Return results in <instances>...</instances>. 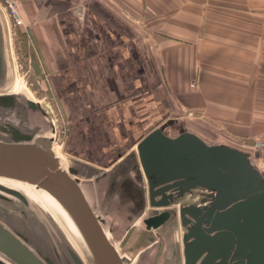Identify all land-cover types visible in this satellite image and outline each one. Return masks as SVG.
Listing matches in <instances>:
<instances>
[{"label": "crops", "instance_id": "crops-1", "mask_svg": "<svg viewBox=\"0 0 264 264\" xmlns=\"http://www.w3.org/2000/svg\"><path fill=\"white\" fill-rule=\"evenodd\" d=\"M18 11L65 113L67 170L97 214L135 216L110 239L137 264H153L161 240L120 184L145 180L137 146L154 129L245 137L264 175V0H18Z\"/></svg>", "mask_w": 264, "mask_h": 264}, {"label": "water", "instance_id": "water-1", "mask_svg": "<svg viewBox=\"0 0 264 264\" xmlns=\"http://www.w3.org/2000/svg\"><path fill=\"white\" fill-rule=\"evenodd\" d=\"M1 18L0 14V86L7 72ZM16 105V94L0 93V177L34 184L58 200L78 227L94 264H127L80 180L61 166L53 150L55 127L53 136L48 137L7 121ZM27 105L32 110L39 107L32 99ZM4 111L9 114L4 115ZM137 149L139 172L144 173L142 183L146 185L139 186L130 177L127 180L144 192L143 200L132 199L139 207L144 208L149 201L151 207L170 208L178 191L194 194L202 188L211 192L210 199H201L209 202V207L201 209L194 203L180 206L179 216L187 228L183 237L185 264L199 260L200 264H264V175L245 151L226 144H208L190 131L172 137L162 127L146 135ZM133 168L138 170L135 165L128 169ZM0 189L25 201L18 190ZM177 214L165 209L143 222L147 230L160 231ZM21 238L25 237L0 223V251L19 264H56L51 254L28 246ZM70 253L75 264H84L76 252Z\"/></svg>", "mask_w": 264, "mask_h": 264}, {"label": "rangeland", "instance_id": "rangeland-1", "mask_svg": "<svg viewBox=\"0 0 264 264\" xmlns=\"http://www.w3.org/2000/svg\"><path fill=\"white\" fill-rule=\"evenodd\" d=\"M0 14L4 18L8 15L1 0ZM8 19L10 22V32L16 59L18 78V88L16 92L20 91L21 93L16 94L17 105L14 113L9 116L10 118L7 121L16 125L21 124L23 129L34 130L39 135H50V133H52V127L54 126L55 129H57V133H55V146L59 150L60 155L66 159L67 155L64 147L67 136V123L63 107L52 94L48 80L46 76H44V72L41 71V73H39L34 70L32 57L29 56L26 60L24 59V52L20 50L21 43L18 41L16 29L18 27L13 25L11 18L8 17ZM5 30L7 31V29ZM11 91H14L13 87L11 84L8 85L7 82L0 86V93H10ZM29 99L39 102L37 110H32L27 105V100ZM7 113L6 111L3 112L4 115ZM3 119H5V117ZM222 131L224 132V130ZM225 133L226 135L222 133L216 135V137L206 138V141L208 144H226L242 149L249 155L251 162L256 165L254 153L255 149L259 148L257 152L261 154V145L254 147L255 145L248 142L245 137L234 135L229 131ZM0 134V137H2V133ZM262 168H264V166ZM141 185H146V183H141ZM2 186L18 190L20 193L23 191L29 198L39 201L50 209L38 207L30 203L29 200L28 204L24 205L19 201H15L16 199L5 193L6 191L0 189L1 221L19 227L22 232H27L32 239L36 241L35 243L44 247V249L49 248L50 251L52 250L56 258L63 262V264H68L67 258H72L69 254L70 250L76 252L84 261V264H94L89 250L85 248L79 239L69 230L65 222L57 215L53 205L43 197L39 190L27 183L11 179H0V187ZM195 192H197L196 196L195 194H187L180 199H176L174 206L172 205L170 208H154L151 207L149 201H147L144 214L142 218L138 219V222L144 226H146L143 222L144 218L156 212L157 209H161L159 211L169 209L178 213L162 228V230H153L156 237H158V241L161 240L163 242L161 257L157 264H185L183 237L186 233V228L182 225L179 216L180 206L193 203L204 204L205 202H202L201 199L203 197L206 198L207 194H209V196L211 194L210 191L202 188L195 190ZM202 193H204V195L206 193V196L201 195ZM208 199H206V201H208ZM43 205L41 206L43 207ZM136 210L138 211L137 208ZM100 211L101 209L99 212ZM126 215L129 217L120 214L102 215V219L104 220L112 240H118V237L123 236L125 234L124 228L133 223L135 216L131 213ZM125 244L124 242H117L120 254L124 256L127 264H137V260H134V257L123 248ZM159 245L160 243L156 242V250H158ZM147 251H150V249Z\"/></svg>", "mask_w": 264, "mask_h": 264}, {"label": "bare ground", "instance_id": "bare-ground-1", "mask_svg": "<svg viewBox=\"0 0 264 264\" xmlns=\"http://www.w3.org/2000/svg\"><path fill=\"white\" fill-rule=\"evenodd\" d=\"M1 20H2V25H3V29H4L5 56H6V60H7V72H6V77H5V80L3 81V84L5 82H7L8 85L11 84L14 91H11L10 93L19 94V93H21L20 91L16 92V89L18 88V78H17V69H16V59H15V53H14V48H13V40H12V36H11V32H10V23H9V20H8L7 17H5V18L3 17V18H1ZM5 29H7V31ZM47 136L48 137L53 136V133H50V135H47ZM53 150L57 154V156L60 158L61 166L63 168H65V169H68L67 160L64 159L60 155V152H59V150L57 148L54 147ZM0 179H11V178L0 177ZM11 180H15V179H11ZM16 181H20V180H16ZM20 182H24V183H27L29 185H32L37 190H39L40 193L43 195V197H45V199L50 204L53 205L55 211L57 212V215L65 222V224L67 225L69 230H71V232L79 239L81 244L85 248L88 249L87 244L85 243V241H84V239H83L78 227L76 226V224L74 223V221L72 220V218L70 217L68 212L64 209V207L60 204V202L58 200H56L49 192H47L43 188H39L36 185L28 183V182H25V181H20ZM21 192L23 193V195L25 197V201H24L25 203L28 204V200H29L30 203L35 204L38 207L50 209V208H48V206H46V205L44 206L39 201H36L34 199L29 198V196L26 193H24L23 191H21ZM41 205H43V207ZM107 234L110 237L108 231H107ZM148 258L149 257H147L146 261L148 260ZM146 261H145L144 264H146Z\"/></svg>", "mask_w": 264, "mask_h": 264}, {"label": "flooded vegetation", "instance_id": "flooded-vegetation-1", "mask_svg": "<svg viewBox=\"0 0 264 264\" xmlns=\"http://www.w3.org/2000/svg\"><path fill=\"white\" fill-rule=\"evenodd\" d=\"M55 133H56V129H55ZM120 188H121V190H123L124 195L128 196L129 199H133V198L138 197L139 198L138 201L143 200V197H144L143 190L139 189V188L136 189L134 187V184L129 179L124 181V182H122L120 184ZM5 193H7V192H5ZM7 194H9L11 197L16 199L15 201H19L20 203H23L24 205H27V203H25L19 197L15 196L13 194H10V193H7ZM186 195L187 194L183 193V191H178V192H176L174 194L173 198L176 200V199H180V198H182V197H184ZM196 195L197 194L195 193V196ZM201 195L206 196V193H205V195H204V193H202ZM206 198H210L209 194H207ZM197 204H198V206H201V209H204L203 208L204 206L209 207V202H207V203L205 202L204 204H202V203H197ZM0 223L2 225H4L6 228H8L13 234L21 233L25 237V238H21V241L25 242L28 246H30V247H32L34 249L40 250L43 254H47V255L51 254V256L53 257V259L56 262V264H63V262H61L58 258H56V256L54 255V252L52 250H51L52 251L51 252L49 248L48 249H44V247H42L39 244L35 243L36 241L34 239H32V237L27 232L26 233L22 232V230L19 227H16V226L8 224V223H5V222H3L1 220H0ZM186 231H187V228H186ZM70 251H69L70 257H72ZM183 251H184V249H183ZM157 252H158V250H157ZM67 261H68V264H75L73 258H70V259L67 258ZM0 264H19V263L16 262L14 259H12L7 254H5L4 252L0 251ZM196 264H200V260Z\"/></svg>", "mask_w": 264, "mask_h": 264}, {"label": "trees", "instance_id": "trees-1", "mask_svg": "<svg viewBox=\"0 0 264 264\" xmlns=\"http://www.w3.org/2000/svg\"><path fill=\"white\" fill-rule=\"evenodd\" d=\"M16 29H17L18 41H20V43H21V49L20 50L24 52V53L22 52L23 56H24V59L26 60L29 56H31L34 70L39 72V73H41V70H39V68H38L37 59L35 58V56H33V53H34L33 45L30 43L27 33L24 32L20 27H18ZM130 234H128V235L130 236ZM128 237H126V238H128ZM126 238H125V240L127 241ZM125 243L126 242H124V244ZM159 243H160V245H159V248H158V252L156 253L154 264H157L159 259H160V257H161L163 242L160 241Z\"/></svg>", "mask_w": 264, "mask_h": 264}, {"label": "built area", "instance_id": "built-area-1", "mask_svg": "<svg viewBox=\"0 0 264 264\" xmlns=\"http://www.w3.org/2000/svg\"><path fill=\"white\" fill-rule=\"evenodd\" d=\"M1 2H2L3 7L5 8V10L8 14V17L12 19L13 25L15 27L24 26V22H23L20 14H19V11H18V0H1ZM56 133H57V129H56ZM55 136H56V134H55ZM57 146L59 147L58 144H57ZM54 147L56 148L55 142H54L53 148Z\"/></svg>", "mask_w": 264, "mask_h": 264}]
</instances>
